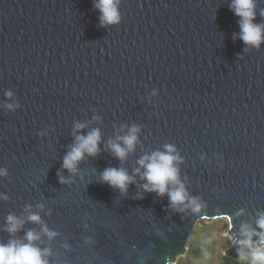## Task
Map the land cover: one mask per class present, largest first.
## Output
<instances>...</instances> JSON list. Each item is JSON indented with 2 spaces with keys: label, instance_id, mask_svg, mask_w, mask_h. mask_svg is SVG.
Returning <instances> with one entry per match:
<instances>
[{
  "label": "water",
  "instance_id": "95a60500",
  "mask_svg": "<svg viewBox=\"0 0 264 264\" xmlns=\"http://www.w3.org/2000/svg\"><path fill=\"white\" fill-rule=\"evenodd\" d=\"M231 2L118 0L120 21L102 24L97 0H0V242L32 231L48 264H176L201 221L226 219V256L264 249V43L240 38ZM256 13L264 24V0ZM133 126L122 161L108 144ZM93 129L98 154L64 168ZM166 145L177 205L145 190L138 164ZM106 168L134 177L126 191ZM9 215L24 221L14 233Z\"/></svg>",
  "mask_w": 264,
  "mask_h": 264
},
{
  "label": "clouds",
  "instance_id": "9594fccd",
  "mask_svg": "<svg viewBox=\"0 0 264 264\" xmlns=\"http://www.w3.org/2000/svg\"><path fill=\"white\" fill-rule=\"evenodd\" d=\"M257 0H232L230 8L235 15L240 17V38L246 45H251L259 48L264 43V24L255 23ZM96 7L101 11L102 24H115L120 21V13L118 9V0H97ZM9 97L13 94L11 91L6 93ZM13 108L14 105H7ZM86 127L84 124H77L76 128L81 129ZM138 127L133 126L129 133L125 136H118L116 140L109 141L108 148L116 157L122 161L127 157V154L132 151L138 140ZM101 132L99 129H93L86 136H76V143L72 145L71 150L67 152L63 159V167L75 171L78 163L85 155L94 156L100 151L99 144L101 142ZM117 141H122V144ZM167 151H156L151 155H146L138 160V164L144 169L142 177L147 180L144 188L147 191H156L159 195L168 194L170 203L177 205L184 202L187 197V192L183 183L179 180V170L175 166V161L180 160L179 155L174 154L175 149L172 146H165ZM140 172V168L136 169ZM0 174H4L0 170ZM101 179L109 183L110 186L126 191L128 185L133 182L134 177L130 176L124 168H106ZM174 187L169 188V185ZM193 210H199V205L196 200H192ZM42 207V206H41ZM8 231L16 232L24 223L23 220L13 216H8ZM32 221H40V216L32 214L28 217ZM260 229H264V214L257 221ZM44 231L52 237L56 235L44 228ZM251 234H249L250 236ZM39 239V236L29 231L26 234L27 243L10 240L7 244L0 242V264H48L43 259L48 254V249L41 250L32 242ZM246 240L243 243H249ZM260 243L264 244V233L260 234ZM253 264H264V249H255L251 257Z\"/></svg>",
  "mask_w": 264,
  "mask_h": 264
},
{
  "label": "trees",
  "instance_id": "16d2710c",
  "mask_svg": "<svg viewBox=\"0 0 264 264\" xmlns=\"http://www.w3.org/2000/svg\"><path fill=\"white\" fill-rule=\"evenodd\" d=\"M216 223V222H214ZM213 224L200 225L190 240L187 253L176 264H253L252 255L233 259L224 255L231 244L228 237L212 233Z\"/></svg>",
  "mask_w": 264,
  "mask_h": 264
},
{
  "label": "rangeland",
  "instance_id": "374dc122",
  "mask_svg": "<svg viewBox=\"0 0 264 264\" xmlns=\"http://www.w3.org/2000/svg\"><path fill=\"white\" fill-rule=\"evenodd\" d=\"M214 222H216V223H214ZM205 223L213 224V227L211 228V232L215 233V234H218L220 236H223V237H228V240L230 241V244H231L230 236L227 234L228 223H227L226 219H217V220H214V221L203 220V221H201L199 223L198 227L200 225L205 224ZM225 251L226 250H224V255L226 254Z\"/></svg>",
  "mask_w": 264,
  "mask_h": 264
}]
</instances>
